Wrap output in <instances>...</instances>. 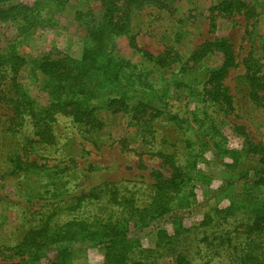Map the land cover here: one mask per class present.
<instances>
[{"label":"rangeland","instance_id":"1","mask_svg":"<svg viewBox=\"0 0 264 264\" xmlns=\"http://www.w3.org/2000/svg\"><path fill=\"white\" fill-rule=\"evenodd\" d=\"M222 1L165 0L162 9L132 7L125 32L107 45L91 34L104 14L101 0L0 2V11L20 5L37 13L30 26L0 22V50L13 46L25 60L16 86L35 112L31 122L11 109L15 90L8 95V80L0 76V264H102L111 232L94 240H63L37 255L16 253L25 231L52 214L55 225L76 216L120 222L128 244L141 252L131 257L152 264H175L178 255L190 264L227 263L235 245L264 259V238L249 245L245 232L251 211L227 212L228 186L235 181L230 190L242 192L238 178L254 177L264 158V97L260 93L262 100L251 101L246 77L248 68L249 74L264 72V0H227L243 3L248 17L244 10H212ZM220 39L236 57L223 81L232 101L228 111L209 94V74L222 56L205 46ZM103 46L114 66L108 67L110 78L101 68L108 59L100 52ZM138 50L168 55L169 65L154 66ZM40 59L66 60L90 91L110 84L87 103L102 128L90 129L56 112L45 120L44 141L33 136L42 132L34 122L57 96L51 94L57 81L49 84L37 70ZM91 79L98 84H89ZM121 94L131 109L113 113L107 101ZM58 96L63 98L61 92ZM18 157L26 164L22 170L16 168ZM172 178L178 186L165 188L171 196L168 211L154 215L156 193ZM101 189L98 199L71 209ZM115 198L148 211L129 219L128 208ZM220 236L226 237L222 244Z\"/></svg>","mask_w":264,"mask_h":264},{"label":"trees","instance_id":"2","mask_svg":"<svg viewBox=\"0 0 264 264\" xmlns=\"http://www.w3.org/2000/svg\"><path fill=\"white\" fill-rule=\"evenodd\" d=\"M5 1L8 0H0V2ZM118 1L120 0H101L104 8V14L97 26V30L91 33L93 39L97 40V43L107 45L118 35L125 32L126 27H128L129 14L132 7L141 9L145 5H155L160 9L165 8V0H123L122 5H119ZM16 10L18 11L16 12ZM212 10L217 11L218 13H227L232 11L240 13L244 10L243 13L246 17H248V14L250 13V10L246 9L243 3L239 1L235 2L227 0L219 3L212 8ZM14 11L15 14L12 15ZM36 14L37 13L34 12L33 8L17 5L6 10H1L0 22L10 19L11 22L18 25L23 23L30 26L36 19ZM131 45L135 47L133 41H131ZM211 47H214L222 56V62L216 70L209 74L208 84L211 87L209 94L211 98L214 101L219 102L221 107H223L226 111L232 110L231 96L229 95L228 90L224 87L223 81L225 80L228 72L236 66V57L230 44L223 39L217 40L215 43L205 46L207 49H211ZM104 48L105 46L101 47L100 52L108 57V59H106L101 68H105L104 74L107 78H110L111 73L108 71V67H110V65L112 66L111 56ZM138 51L147 61L152 62L154 66L164 68L169 65L168 55L153 56L147 52ZM35 62L37 70L41 75L47 78L49 84H53L57 81L55 91L51 90V94H57V96L55 95L54 102L46 110L45 116L43 118L39 117V119L34 122L33 125L37 128V130L42 129V132L39 130V133H34V137L39 136L41 142L44 141L42 135L48 132V122H45V120H52L56 112L68 114L74 123L85 125L90 129L102 128V123L94 117L93 110L87 107V103L93 92L97 91L98 93H103L104 90L110 88V84L105 83V88L90 91L82 82V76L79 77V80L74 77L73 67H71L69 63H66V60L48 61L46 59H40ZM25 64V60L17 54L13 46H9L7 50H0V76L1 78L8 80V86L5 92L9 95L13 92V90H15L14 95L9 99L10 104H12L11 109L18 110L24 115V117L29 118L30 121L33 122L35 116L33 105L29 103L22 91H18L19 86H16L18 74ZM112 68H114V66H112ZM248 70L250 73L249 68ZM90 71H92V69L87 68L86 72ZM249 73L246 76L250 81L249 97L251 101L258 103L262 100V97H260L259 94L263 93L264 97V72ZM89 76L94 78L93 75ZM97 80L91 79L89 84L97 85ZM60 92L62 93L63 98L58 96ZM124 96V94H121L120 97L115 95L109 99L107 101V108L113 113L120 111L128 112L131 109V106L122 102L124 99H128L126 96L124 98ZM252 148L253 152L256 153L257 148ZM16 159L19 163V166L16 168L18 170H22V166L26 164L22 163L21 157ZM260 163L261 166L255 170L254 177L251 178L247 175H242L238 178L237 181H240L245 186L242 192L235 194L232 190H230V186L233 185L235 181L228 186V190L231 193L229 194L230 205L227 212L234 214L233 212L236 210L244 211L248 209L251 211V218H249V223L245 226V232L249 236V245L253 244L255 239L260 237L264 238V199L262 197V189L264 188V158L261 159ZM177 186L178 185L176 184L175 179L172 178V180L165 181L158 189L156 199L152 203L155 206L153 210L154 215L157 214V216H160L168 211V202L171 196L169 197V195H167L165 188H176ZM101 193L102 189L98 190L97 194L81 197L82 199L79 198L77 204H75L71 209L74 211L79 209L81 204L86 200L95 201L99 198ZM113 200L115 204H121L128 208L127 214L129 219H131V216H134L136 213L148 211L147 209L139 210L134 208L131 200H124L122 203H119L116 198ZM156 204H158L157 208ZM54 217V214L42 216L41 219L38 220V224L30 226L25 231L22 241L15 247V250H17L16 253H25L29 255L34 253V255H37L45 246L56 244L63 240H72L75 238V240L79 241L86 239V237L90 240H94L96 237H101L103 234L107 237L108 233L111 232L112 237L110 235L111 238L107 241L108 246L106 247L102 264H152L150 262H145L140 258L134 259L131 257L135 253L141 254V252L134 250V248L128 244L125 236L126 234L123 229L124 224L120 222L105 221L100 217H94V220H90L89 217L76 216L61 225H55L56 223L52 220ZM225 238L226 237L224 236L219 237L220 244L223 243ZM213 239H215V237ZM226 241L229 243L230 239L227 238ZM237 247V245L233 246L232 251L226 255L225 259H227V263L221 264H264V259L260 260L257 256H253L250 251L243 252V250H238ZM175 264L190 263L185 256L178 255Z\"/></svg>","mask_w":264,"mask_h":264}]
</instances>
